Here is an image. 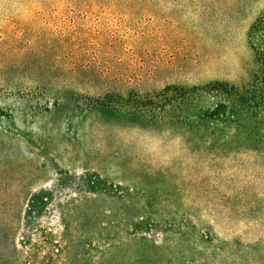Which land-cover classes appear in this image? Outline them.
Instances as JSON below:
<instances>
[{
	"label": "rangeland",
	"instance_id": "rangeland-1",
	"mask_svg": "<svg viewBox=\"0 0 264 264\" xmlns=\"http://www.w3.org/2000/svg\"><path fill=\"white\" fill-rule=\"evenodd\" d=\"M263 13L264 0H0V264H264V110L244 106L234 128L200 90L250 86ZM70 49L110 67L97 84L126 91L122 106L49 72ZM165 86L197 90L139 119L124 108Z\"/></svg>",
	"mask_w": 264,
	"mask_h": 264
},
{
	"label": "trees",
	"instance_id": "trees-1",
	"mask_svg": "<svg viewBox=\"0 0 264 264\" xmlns=\"http://www.w3.org/2000/svg\"><path fill=\"white\" fill-rule=\"evenodd\" d=\"M56 4L61 6H69L71 8L94 9V7L108 8L118 10L120 8H128L130 6L153 4L155 0H53ZM258 35L261 39L262 45L256 49L257 61L259 64L258 71L255 73L252 83L248 88L229 86L222 82L207 83L200 90L202 92H209L220 99L215 102L211 110L207 111L210 118L220 119L223 123H229L234 128H238L243 124V108L264 110V13L256 20L252 26L251 35ZM72 52L62 51L55 57H52L47 63V69L50 73H56V70L63 72V75L71 76L72 80H82L87 83V88H77L72 86V93L97 97L98 99L107 100L109 102H116L120 106L123 105L122 101L128 98L126 91L119 90L118 92L108 88L107 86H99L97 79L105 76L111 70L110 67L95 59H87L83 57L77 50L70 49ZM96 69L95 73L93 72ZM44 83V82H43ZM197 89L184 90L177 86H165L159 91L152 93L141 94L136 93V102L129 104L124 108L129 109V115L133 118L139 119L142 117L146 110L153 109L159 112L164 110L171 101L176 99L188 100L195 96ZM133 91V90H130ZM228 102H226V100ZM111 105V104H110ZM113 105V104H112ZM248 109V110H249ZM230 112V113H229ZM251 112V111H249ZM205 115V114H204ZM151 122V120H148ZM161 126L171 125L168 121H161ZM99 181V178L96 177ZM89 183L92 186H98L97 180H91Z\"/></svg>",
	"mask_w": 264,
	"mask_h": 264
}]
</instances>
